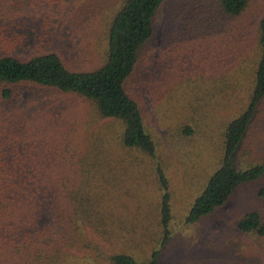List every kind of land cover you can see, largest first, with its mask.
I'll return each mask as SVG.
<instances>
[{
    "label": "trees",
    "instance_id": "trees-1",
    "mask_svg": "<svg viewBox=\"0 0 264 264\" xmlns=\"http://www.w3.org/2000/svg\"><path fill=\"white\" fill-rule=\"evenodd\" d=\"M166 1L0 0V264H162L170 169L187 138L209 141L216 127L222 154L186 223L264 179V159L237 160L264 107V0ZM164 4L165 26L215 53L216 68L172 89L167 146L144 106V82L134 81L152 63ZM31 29L36 46L24 52ZM65 29L79 42L73 60L47 42ZM236 225L264 237L258 210Z\"/></svg>",
    "mask_w": 264,
    "mask_h": 264
},
{
    "label": "rangeland",
    "instance_id": "rangeland-1",
    "mask_svg": "<svg viewBox=\"0 0 264 264\" xmlns=\"http://www.w3.org/2000/svg\"><path fill=\"white\" fill-rule=\"evenodd\" d=\"M169 13L170 5L164 4L158 17L156 36L150 43L152 63L143 65L134 77L137 85L144 82L145 86L142 88L144 106L152 119L156 134L163 138L166 146L169 144L168 130L172 127L168 116L172 110L168 111L165 103L169 100L172 89L182 92V88L189 87L197 77L202 81L204 74L211 75L216 69L212 64L215 53H207L201 42L202 46L188 40L185 42L178 32L181 31V26L171 25L170 28L165 26ZM246 18L250 21L248 16ZM55 26L53 25L51 29ZM36 42L35 31L31 29L24 52H29L36 46ZM47 42L60 51H65L67 59L70 60L74 59L80 48L78 40L67 29L55 32L47 38ZM210 49V46L207 47V50ZM208 75L206 79L212 85ZM23 96L25 99L26 94ZM164 109H167L166 113ZM216 128L218 131L215 129L209 141L195 142L188 141L187 138L188 148L187 151L181 152V162L170 169L169 176L174 193L173 220L171 238L162 248V264H264V237L242 232L236 225L240 218L252 210H258L264 216V197L258 192L264 185V179L260 183L241 187L213 214L195 224L186 223V216L194 200L204 188L205 178L218 165L222 154L218 143L222 139L220 134L222 127ZM215 143L218 145L215 146ZM241 151L237 156L238 161H243V158L264 159V107L251 127ZM158 192L151 190L153 194L150 197L155 195L158 200ZM88 234L101 240L91 228H88ZM143 244L148 245L146 242ZM74 252L83 258L89 254L81 248L74 249Z\"/></svg>",
    "mask_w": 264,
    "mask_h": 264
}]
</instances>
